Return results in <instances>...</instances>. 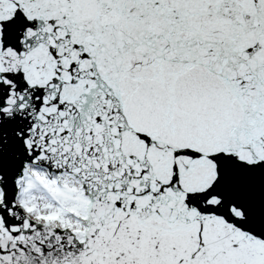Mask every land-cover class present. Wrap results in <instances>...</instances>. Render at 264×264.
<instances>
[{
  "label": "snow or ice",
  "instance_id": "1",
  "mask_svg": "<svg viewBox=\"0 0 264 264\" xmlns=\"http://www.w3.org/2000/svg\"><path fill=\"white\" fill-rule=\"evenodd\" d=\"M0 264H264V0H0Z\"/></svg>",
  "mask_w": 264,
  "mask_h": 264
}]
</instances>
